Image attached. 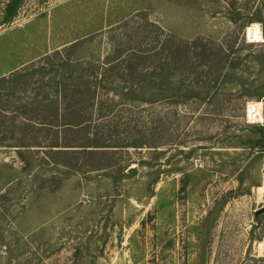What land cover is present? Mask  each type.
<instances>
[{"label": "rangeland", "instance_id": "rangeland-1", "mask_svg": "<svg viewBox=\"0 0 264 264\" xmlns=\"http://www.w3.org/2000/svg\"><path fill=\"white\" fill-rule=\"evenodd\" d=\"M261 243L264 0H0V264Z\"/></svg>", "mask_w": 264, "mask_h": 264}, {"label": "bare ground", "instance_id": "bare-ground-1", "mask_svg": "<svg viewBox=\"0 0 264 264\" xmlns=\"http://www.w3.org/2000/svg\"><path fill=\"white\" fill-rule=\"evenodd\" d=\"M261 24H257V28L256 29H258V31H260L261 29ZM261 103L260 102H258V108H257V110H256V113L257 114H261ZM260 191H262V188H260ZM264 249V243H261L260 244V250H263Z\"/></svg>", "mask_w": 264, "mask_h": 264}, {"label": "trees", "instance_id": "trees-1", "mask_svg": "<svg viewBox=\"0 0 264 264\" xmlns=\"http://www.w3.org/2000/svg\"><path fill=\"white\" fill-rule=\"evenodd\" d=\"M248 35L250 36V34H249V32H248ZM248 36V37H249ZM250 38V40H257V39H255V38H251V37H249Z\"/></svg>", "mask_w": 264, "mask_h": 264}]
</instances>
